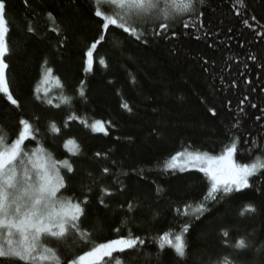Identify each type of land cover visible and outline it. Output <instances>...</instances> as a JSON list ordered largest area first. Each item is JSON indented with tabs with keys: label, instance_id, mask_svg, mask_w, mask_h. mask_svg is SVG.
<instances>
[{
	"label": "trees",
	"instance_id": "16d2710c",
	"mask_svg": "<svg viewBox=\"0 0 264 264\" xmlns=\"http://www.w3.org/2000/svg\"><path fill=\"white\" fill-rule=\"evenodd\" d=\"M243 3L246 12L241 10L238 16L240 5L233 7L235 0H205L203 6L197 5L205 13L203 30L184 29L178 20L163 36H154L160 29L149 23L142 26L145 37L136 40L115 26L102 33L92 0H28L27 8L23 0H7L11 47L7 74L21 107L11 106L0 96V129L11 143L18 134L19 119H29L39 131L35 141L25 142L26 148L35 150L42 144L56 160L72 164L73 173L61 168L68 187L60 195L88 197L81 228L92 234L93 242L131 232L145 240L141 249L145 255L136 264H182L170 247L159 249V236L179 234L190 224L188 264H211L224 255L235 264H264V251H257L264 249V175L252 178V188L210 203L211 212L196 219L193 210L210 194V180L194 167L183 171L166 167L180 151L220 155L234 135L241 137L235 156L238 163L264 156V92L260 91L264 86L260 67L264 38L256 35L264 31L259 27L264 25V0ZM48 12L55 22L48 19ZM252 15L257 19L250 20L253 28L249 29L243 20ZM182 19L196 22L195 14ZM28 27L35 31L28 32ZM54 27L59 31H53ZM172 31L178 35L172 37ZM101 34L105 39L93 51L91 70H86L87 51ZM250 53L257 55L256 62L248 58ZM101 59L106 66L99 63ZM45 61L54 70L51 79L55 81L47 95L42 91ZM247 79L257 89L251 95L244 83ZM37 86L41 99L34 94ZM246 95L249 101L239 105ZM124 103L131 112L123 108ZM250 103L258 107L251 108ZM213 108L215 115L209 111ZM70 116L76 118L70 120ZM256 116L262 119L257 121ZM96 120L105 122L107 135L90 127ZM237 120L238 129L233 127ZM53 124L59 133L53 131ZM248 148L253 151L246 152ZM97 152L102 156L96 157ZM104 167L110 169L108 174L103 173ZM105 188L113 195H105ZM129 203L133 210L127 208ZM249 204L257 208L255 214L247 211ZM185 205L190 206L187 216ZM225 230L227 238L223 237ZM238 238L255 240L254 248L237 253L232 245ZM44 243L57 250L62 264L69 255L90 250L71 233L64 242L46 237ZM113 255L133 264L131 253Z\"/></svg>",
	"mask_w": 264,
	"mask_h": 264
},
{
	"label": "snow or ice",
	"instance_id": "6c2138e0",
	"mask_svg": "<svg viewBox=\"0 0 264 264\" xmlns=\"http://www.w3.org/2000/svg\"><path fill=\"white\" fill-rule=\"evenodd\" d=\"M26 8L28 0H23ZM203 6L205 0H92V11L95 17L100 18L102 33H106L110 26L118 27L136 40L145 37L146 29L142 26L154 23L160 31H154V36H163L167 33L174 23L178 20L184 29L197 28L200 30L205 28V13L202 7L198 9L197 5ZM240 5L236 15H241V10L246 12V5L243 0H235V4ZM107 9V10H104ZM195 14L196 22L189 23L183 20V17H191ZM50 21L55 22V17L51 12L47 13ZM256 16L252 15L249 19H244L243 23L249 28H253L251 21H256ZM209 23L212 21L209 20ZM264 28V25H260ZM53 31H59L53 28ZM28 32H34L32 27L27 28ZM231 31V29H229ZM10 25L7 19V0H0V96H3L11 106L17 109L21 107L20 101L14 96L7 74L9 68L6 57L11 54V47L8 41ZM211 30L205 32L209 35ZM172 37L178 35L177 31L171 32ZM256 35L264 38V31L256 32ZM201 37L196 36L199 40ZM105 39V35L101 34L87 51L88 69L91 70L93 65V51L97 45ZM147 43V38L144 39ZM211 47V45H209ZM243 47V45H241ZM248 58L253 62L258 60L254 53H250ZM100 64L105 65V60L101 59ZM208 63L207 60L204 61ZM264 69V64H260ZM248 65L245 64V70ZM208 69L206 68L205 71ZM53 69L47 67V61L43 68L42 82L47 84L53 78ZM243 75V73H242ZM59 83V77H55ZM223 79V78H221ZM249 85V95L257 89L252 86L251 79L244 81ZM232 87H235L233 81ZM264 92V86L260 88ZM44 95H47L48 89H43ZM37 99H41V88L37 86L34 89ZM80 95H84L83 87H81ZM249 101V96H244L239 101V105H244ZM67 102V101H66ZM51 104L52 101L48 100ZM231 101H229V105ZM59 107V105H56ZM123 108L131 112L132 108L124 103ZM251 108H257V104L250 103ZM212 115L216 114V110L209 109ZM239 111L244 113V108L239 107ZM264 112V109H261ZM76 117L70 116L69 119ZM38 119V118H36ZM257 121L262 116H256ZM81 123H85L81 121ZM107 124L111 125V121ZM19 131L16 138L9 143L7 134L0 129V264H16L17 261L24 264H62L61 256L57 250L48 247L44 240L51 238L57 242H64L68 239L70 233L79 237L80 241L88 244L90 250L84 251L82 254L69 255L63 260V264H125L121 258L114 256V253H131V260L136 264L145 254L141 251L145 245V240L139 236L132 234L118 235L115 239L106 242H93L91 233L81 228V220L87 215L88 197L82 199L69 196L64 197L61 190H67V180L65 175L61 173V168L66 169L67 173H73L74 168L68 160H56L50 155L47 149L41 144L35 150L27 149L26 141H35L39 129L29 119L21 117L18 121ZM90 127L96 132H102L107 135L105 122L96 120ZM234 128L240 127V121L237 120L233 125ZM54 132L59 133L60 129L52 125ZM264 140V138H262ZM67 143L75 144V141L69 140ZM241 143V137L234 135L229 144L224 146V150L220 155H211L207 152L200 151H180L171 156L166 163L168 169L181 171L192 166L205 173L210 180V194L206 195L203 200L195 207L192 215L199 219L204 213L211 212L209 204L216 203L219 199L230 196L233 192L253 187L252 178L258 177L261 170L264 169V156H256L251 162L238 163L235 156L238 152V146ZM247 143V141H245ZM252 143L255 145L256 141ZM77 149L79 148L76 145ZM259 150V149H257ZM252 148L246 149V152H252ZM78 152H73L77 155ZM106 156L107 154H103ZM96 157L102 154L95 153ZM114 163V162H113ZM104 174H108L110 169L104 167ZM123 190V189H120ZM91 191V189H89ZM107 195H113L108 189H102ZM100 204H104L101 199ZM123 207V206H121ZM189 205H185L184 214L187 216ZM129 210H133V205H127ZM180 209H177L179 212ZM247 211L255 214L257 208L249 204ZM191 225L185 224L179 234L173 235L171 232H165L159 236V249L165 250L168 246L174 250L176 257L180 259L182 264H188L191 253L190 245L186 240V234L189 232ZM116 233L120 232L119 228L114 229ZM229 232L223 231V237L227 238ZM227 243V241H225ZM255 246V240L247 238H238L232 247L237 253L250 251ZM264 251V249H257ZM106 258H109L106 262ZM211 264H235V260L224 255L219 257Z\"/></svg>",
	"mask_w": 264,
	"mask_h": 264
},
{
	"label": "rangeland",
	"instance_id": "374dc122",
	"mask_svg": "<svg viewBox=\"0 0 264 264\" xmlns=\"http://www.w3.org/2000/svg\"><path fill=\"white\" fill-rule=\"evenodd\" d=\"M55 85V81L54 79H50L49 82L47 84H44L42 85V91L44 88H47L48 90L50 89V87L54 86ZM189 167H192V166H189ZM196 168V167H194ZM198 169V168H197Z\"/></svg>",
	"mask_w": 264,
	"mask_h": 264
}]
</instances>
